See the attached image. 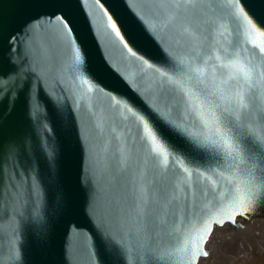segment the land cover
<instances>
[{
	"label": "snow or ice",
	"instance_id": "obj_1",
	"mask_svg": "<svg viewBox=\"0 0 264 264\" xmlns=\"http://www.w3.org/2000/svg\"><path fill=\"white\" fill-rule=\"evenodd\" d=\"M14 3L28 11L6 35L0 12V58L15 57L11 76L0 71L13 97L0 113V224H15V253L0 264H28L22 253L47 251L57 218L73 216L94 264H203L217 228L264 214V0L261 11L252 0H121L127 20L94 0L88 36L132 72L94 67L64 0ZM25 94L29 126L5 136ZM65 115L74 182L53 141Z\"/></svg>",
	"mask_w": 264,
	"mask_h": 264
},
{
	"label": "water",
	"instance_id": "obj_2",
	"mask_svg": "<svg viewBox=\"0 0 264 264\" xmlns=\"http://www.w3.org/2000/svg\"><path fill=\"white\" fill-rule=\"evenodd\" d=\"M65 3L69 5L70 14L73 16L78 30L85 38V43L88 46L89 52L93 58L94 67L98 59L104 60L108 65L116 64L123 71L132 72L135 71L134 66H129L126 62H123L120 56L119 50L106 48L103 41L100 40V37L97 35L94 39L98 42L97 45L93 44V37H89L87 33V28L84 25V19L87 17V13L90 7L93 5L94 0H64ZM131 2V0H130ZM253 4L256 5V0H252ZM108 3L115 9L120 12L121 15L127 20V16L124 13L121 0H108ZM257 10L261 11L258 5ZM25 10L14 3V0H3L2 5H0V12H2L3 17V29L4 34L13 31L15 28L19 27L23 20L26 18ZM90 19V17H87ZM130 29L135 32V29L129 25ZM230 39H232L230 37ZM242 47V45H241ZM53 58H58L59 53L52 49L49 53ZM15 59L10 53H4L3 57L0 58V71L7 72L9 76L12 75L11 61ZM4 61H8L5 63ZM112 71V69H109ZM101 80L111 86H117L116 82L112 79L111 76H108L106 73H100ZM11 87V85H9ZM127 87V85H124ZM67 88H71L70 81L67 84ZM65 95L68 96V104L71 108L74 102V95L70 92L65 91ZM13 97L8 96L7 99H4L3 93H0V113L7 115L10 108ZM36 101L33 99L31 101L32 105H35ZM28 108L29 103L27 102V94L22 97L17 98L15 110L12 112L4 122L3 133L5 136L12 134L17 127L23 121L26 126L28 125ZM33 113H36L37 110L32 108ZM97 111L99 109L97 108ZM41 118L44 115V108L41 105L38 113ZM40 123H43L41 119ZM31 127H34L36 131H40L39 125L35 124L33 120ZM56 127L58 131V138L53 137L55 143L63 142L64 144V167L66 173H70L71 179L74 182L75 180V169L77 164V158L74 151V145L67 143V119L66 115L56 121ZM253 217H264V214L254 215ZM69 219L72 222H69ZM247 220V219H245ZM75 223L83 224L84 220L79 216H73L70 218H65V220L60 221L57 218L56 230L53 235V241L51 247L47 251L41 252L35 248H28L26 255L22 253L21 258L26 260L28 264H94L96 257L93 255V246L92 242L89 241L87 235H85L83 228L77 230L74 226ZM234 228L238 225H229ZM15 230L14 223H8L5 221L3 224H0V260L7 259L15 253L14 247V236L13 232ZM174 243V241H173ZM108 259H112L108 257Z\"/></svg>",
	"mask_w": 264,
	"mask_h": 264
},
{
	"label": "bare ground",
	"instance_id": "obj_3",
	"mask_svg": "<svg viewBox=\"0 0 264 264\" xmlns=\"http://www.w3.org/2000/svg\"><path fill=\"white\" fill-rule=\"evenodd\" d=\"M226 227L229 228V231H224ZM226 227L217 228L215 241L211 242L216 256L219 257L215 264H264V217L241 219L238 227L234 228L229 225ZM218 237L220 241H218ZM224 241H228L229 244L224 245ZM238 246L241 253L236 252ZM240 246H243L244 249H240ZM207 248L210 249L209 244ZM231 248L232 251L227 258L226 253ZM203 264H208V258L203 260Z\"/></svg>",
	"mask_w": 264,
	"mask_h": 264
},
{
	"label": "rangeland",
	"instance_id": "obj_4",
	"mask_svg": "<svg viewBox=\"0 0 264 264\" xmlns=\"http://www.w3.org/2000/svg\"><path fill=\"white\" fill-rule=\"evenodd\" d=\"M225 228V227H224ZM224 231H229V228L228 227H226L225 229H224ZM236 232V231H235ZM258 232V231H257ZM258 233H260V232H258ZM257 233V234H258ZM261 234V233H260ZM215 238H216V236H215V233H214V235L212 236V238H211V240H210V242L208 243L209 244V247H210V249H209V251L211 252V256H210V258H208V264H215L218 260H219V257H217L216 256V252H215V250L213 249V246H211V242L213 243V241H215ZM218 239H219V237H218ZM217 239V240H218ZM218 241H220V239L218 240ZM217 241V242H218ZM228 242V241H227ZM226 241H224L223 242V244L225 245V244H229V243H227ZM260 248H262V247H260ZM227 249V248H226ZM240 249H244V247L243 246H240ZM263 249V248H262ZM232 251V248L230 249V251L228 252V253H226V256H227V258L230 256V252ZM236 252L237 253H241V251L239 250V246L238 247H236ZM227 258H224V260H227Z\"/></svg>",
	"mask_w": 264,
	"mask_h": 264
}]
</instances>
